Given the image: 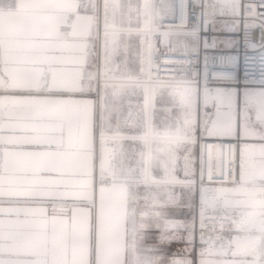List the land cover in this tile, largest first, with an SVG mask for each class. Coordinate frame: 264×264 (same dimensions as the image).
<instances>
[{
	"label": "snow or ice",
	"instance_id": "6c2138e0",
	"mask_svg": "<svg viewBox=\"0 0 264 264\" xmlns=\"http://www.w3.org/2000/svg\"><path fill=\"white\" fill-rule=\"evenodd\" d=\"M0 264H264V0H0Z\"/></svg>",
	"mask_w": 264,
	"mask_h": 264
},
{
	"label": "built area",
	"instance_id": "2783aa9c",
	"mask_svg": "<svg viewBox=\"0 0 264 264\" xmlns=\"http://www.w3.org/2000/svg\"><path fill=\"white\" fill-rule=\"evenodd\" d=\"M247 2L249 3H258L259 0H247ZM208 37L211 38V36L213 35L212 33H207ZM218 35H222L223 38L225 39H240L241 43L238 47V50L236 52H233L232 54H237L239 56V65L237 68V74L241 80V82H243L244 79V66H245V60H244V56H245V52H244V46H243V40H242V33L239 34H234V33H224V34H218ZM225 51H231L229 49H225ZM248 55H253V53L249 52ZM202 56H203V50L201 51V60H202Z\"/></svg>",
	"mask_w": 264,
	"mask_h": 264
},
{
	"label": "rangeland",
	"instance_id": "374dc122",
	"mask_svg": "<svg viewBox=\"0 0 264 264\" xmlns=\"http://www.w3.org/2000/svg\"><path fill=\"white\" fill-rule=\"evenodd\" d=\"M177 247H180V245H177V244H174L173 245V249L177 248Z\"/></svg>",
	"mask_w": 264,
	"mask_h": 264
}]
</instances>
